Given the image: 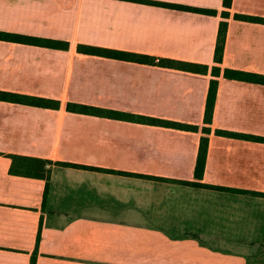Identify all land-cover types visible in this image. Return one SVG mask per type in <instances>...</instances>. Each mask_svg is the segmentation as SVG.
Segmentation results:
<instances>
[{
    "label": "crops",
    "instance_id": "1",
    "mask_svg": "<svg viewBox=\"0 0 264 264\" xmlns=\"http://www.w3.org/2000/svg\"><path fill=\"white\" fill-rule=\"evenodd\" d=\"M0 0V32L67 42L68 49L0 40V264H264V84L217 78L201 183L200 132L79 114L84 105L203 124L212 66L264 76V0ZM229 13L221 64L213 61ZM78 45L207 65L206 75L82 54ZM49 161V181L9 174V156ZM149 177H152L149 178ZM158 178L159 180H155ZM245 192V193H244Z\"/></svg>",
    "mask_w": 264,
    "mask_h": 264
},
{
    "label": "trees",
    "instance_id": "2",
    "mask_svg": "<svg viewBox=\"0 0 264 264\" xmlns=\"http://www.w3.org/2000/svg\"><path fill=\"white\" fill-rule=\"evenodd\" d=\"M125 1L158 6V7L176 8L182 11L195 12V13L211 15V16L217 15V12L214 10H204V9H197L187 6L172 5V4L162 3L152 0H125ZM231 3L232 0H222V5L225 9H229L231 7ZM220 17L222 20L220 21L218 26L216 43L213 54V61L215 64H221L222 61L224 46H225V37L227 32V19H229V13L226 11H222ZM233 19L238 21L250 22V23L264 24V19L259 17L234 14ZM0 40L13 41L16 43L41 46L51 49H61V50L68 49L67 42L36 38V37H30L24 35H17V34H9L5 32H0ZM77 51L79 53L87 54V55H95L105 58L137 62L141 64H147L150 66H158V67L186 71L196 74L206 75L209 70V67L207 65H201V64L172 60V59H165V58H154V57L135 54V53L120 52V51L98 48L93 46L78 45ZM210 75L212 78L209 80V86L205 99V108H204V116H203L204 126L201 129H199L198 126L177 123V122H170V121L150 118V117L127 115L116 111L103 110V109H98L84 105L70 104L67 105V110L79 114L102 116L113 119L132 120L138 123L148 124L151 126L168 127V128L195 132V133L200 132L202 135L200 136L199 139L198 153L194 167L195 182L177 181L176 183L185 186L195 187V188H206L211 190H218L225 192L229 191V192L238 193L240 191L229 188H223L219 186L207 185L200 182L205 167L207 148L209 142L208 136L211 133V129L209 125L212 122L213 107L216 100V92H217V84H218L217 78L221 75L223 78L226 79L264 84V76L254 73L238 71V70H230V69H224L222 71V74H220V68L217 66H212L210 70ZM0 100L27 104L30 106L41 107V108L49 107V108L57 109L59 107V104L55 101L43 100L39 98H31V97L8 94V93H0ZM214 134L217 136L260 141L264 143V138L243 137L236 134L224 132L221 130H215ZM9 158L11 160V164L9 168L10 175L41 179L45 181V190L43 193V203H44L48 189V181H49V170L46 169V165L51 162L42 159L29 158L19 155H12L9 156ZM149 178L152 179V177ZM154 179L159 180L158 178H154ZM249 193L252 195L264 196V194L257 192H249ZM39 241H40V226L36 237L35 249L30 259V264H35Z\"/></svg>",
    "mask_w": 264,
    "mask_h": 264
}]
</instances>
